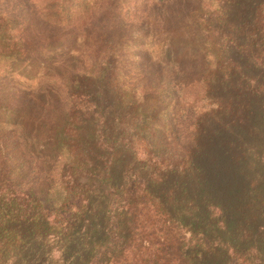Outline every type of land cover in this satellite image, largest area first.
I'll return each instance as SVG.
<instances>
[{
	"label": "trees",
	"instance_id": "trees-1",
	"mask_svg": "<svg viewBox=\"0 0 264 264\" xmlns=\"http://www.w3.org/2000/svg\"><path fill=\"white\" fill-rule=\"evenodd\" d=\"M0 264H264V0H0Z\"/></svg>",
	"mask_w": 264,
	"mask_h": 264
}]
</instances>
